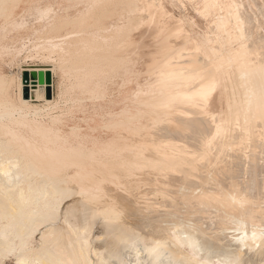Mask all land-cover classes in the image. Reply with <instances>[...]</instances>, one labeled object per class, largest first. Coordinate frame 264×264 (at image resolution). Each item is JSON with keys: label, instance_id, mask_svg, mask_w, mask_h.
Wrapping results in <instances>:
<instances>
[{"label": "bare ground", "instance_id": "bare-ground-1", "mask_svg": "<svg viewBox=\"0 0 264 264\" xmlns=\"http://www.w3.org/2000/svg\"><path fill=\"white\" fill-rule=\"evenodd\" d=\"M183 1H184L182 7L183 13L181 15H177L175 13V9L178 6L176 7L175 0H88L86 4V8L82 10V13L85 15V17L91 11L92 12H94L93 10L97 11V9L99 10L100 7L104 9L106 7L105 6L103 8L105 4L110 5L111 3L114 2H118L121 5L126 4L129 7V10L128 13L126 12L127 16L124 18L125 21H119L116 23L109 24L110 26L109 25L103 26L100 30L98 29V31H95L94 32L95 34L91 33L92 35L87 32L81 34L80 36L84 37L80 40V42L81 41L83 42L81 46H84V44L88 42L86 41L88 36L96 37L97 38L96 41L98 42L93 41V43H86L87 46L88 44H93V46L90 47H94V48L90 49V47L88 46L85 47L86 49H84L82 47L81 51L84 49L86 50L84 51L85 53L80 51L79 53H77L78 55L75 54L77 56L74 55L75 56L74 59L78 61V63L79 61L85 58L88 59L93 55L92 49H100L99 47H101L102 50L101 52H103V55H106L105 57H109L110 56L109 54L108 55L104 54V49L107 50L108 48L109 50V47L111 46L109 41L110 42L113 41V43L115 44L114 40L116 39L112 41L111 40L108 41L107 34L114 33L115 34L114 36L116 37V35L118 36L120 33L124 34V31H127L126 34L129 35L130 33L128 31H130L131 28H129L128 30V26H131L130 25L131 23H135L138 21V24L140 22L139 26L137 25L138 26L137 28L135 25H134L135 27L133 26L136 29L134 28L131 29L133 30V33L130 34L129 36L132 37L129 38L130 39L129 41L127 40L128 43L125 42L127 43V45L121 47L120 44H117L118 41H116L117 44L115 45L116 48H114V44H113V47L111 49L113 48L114 50L118 49V51L119 52L121 51L122 54L124 52L125 57L127 58L138 54L139 56L144 57L142 62L144 61L145 57L151 56L152 60L151 59L150 60L153 61L154 71L152 74H150V76L151 75L153 76L150 79L153 78V80H149V79L147 80H149V82L152 81L153 84L156 86V88H154L151 85L152 82H150V85L154 89L150 87V85H148L149 82H145L143 85H148L151 90L153 89L157 91V93L153 94V96H157L158 94L162 96L166 101L162 102L163 101L162 98L161 99L162 101H160L162 102L161 104L156 102L159 105L153 103L148 104V102L145 99L148 95L144 97L146 93L139 90L141 94L139 93L137 95L138 98L136 97L137 99L135 104L137 105L136 106L137 109L141 113H143L140 114L143 115V121L137 123L132 118L131 119L128 118L129 124L125 125L122 123H118L115 129L116 136L113 137V139L106 145V147L103 148L98 147L100 148V149L97 148L98 151L92 149L91 150L92 153H90V151L86 152L81 149L79 150L77 149L78 151H80V153L77 151H74L73 153L72 151L73 148L70 151H72L71 153L73 154H75V152L79 154L82 153L81 156H84L83 152H86L84 154L90 153L91 154V155L89 154L90 157L92 156V154H94V152H96V154L97 152H99L97 155H95L98 161L100 160L101 162H103L100 159V155H102L101 158L105 157L104 161H106V158L110 159V161H106L107 163L111 162V163L120 164V162H122L124 165L126 164L129 165L132 164V166L138 165L140 166L141 170H144L145 168V171L148 170L146 171L147 173L149 171H151V173L153 172L152 174L151 173L148 174H150L151 177L154 178L152 182H155V183H151V180H149V183H147L148 187L154 184L155 188H153L152 186L150 187H152L157 192L158 191L161 192L167 198L173 197L172 193L171 195L169 194V192H171L169 190L170 188L174 190L177 187V190L180 191V189H178L179 188L178 185L181 184L184 185L181 182L185 181V179L189 177L186 175L187 174L186 171L195 170V173H197L196 175L194 173H191L190 175V176L194 175L195 176V177L193 176L194 178H196L197 176V178L199 179L198 181H196L197 184L196 182L193 183L191 182L192 177L189 178L190 179L189 182H191L192 184L187 183V185L189 186H187V188H185L186 186L184 187L185 190L187 189L186 192L184 193H187L185 196L187 197L188 203L190 204L194 203L196 200H199V202L197 203H199L200 208L203 211L202 217L197 214L199 217H201L200 219H202V224H200L201 228L196 226L194 227L195 224H191V223L190 225H187L189 224L188 222L186 224L188 227L185 228L182 227L183 223L178 224L181 221H179L178 223L177 221H175L173 223L170 222L171 224L169 223V228L167 227L164 228L165 230L164 229L163 230L164 232L165 231L166 232L161 235L159 232H157L159 233L157 234L158 236L148 234V238H146V241L142 233L139 234L138 236L136 235V237L133 238L130 235L129 236L131 238L124 237L123 235L122 238L123 237L124 238L120 239L122 241L121 242L120 240L117 241L121 243L120 246H122L123 243L124 245L123 247L124 248L127 247V249L125 250V254L123 253V258L125 261L122 262L121 260H118L119 258H117L114 259L116 260L115 264H167L164 262V257H162L163 254L166 253V250H169L170 253H172V255H174L175 257L177 251H180V253L181 252L184 253V258L182 257V259L186 261L185 264H264V0H183ZM187 4H189L191 10L187 6ZM50 9H48L47 11L48 13L50 12ZM82 13L79 12L80 15H82ZM81 19H83V17L79 18V20ZM83 20L85 21L86 19ZM99 32L102 33L99 34ZM70 34H68V36L64 35L63 37H61L62 39L60 40H53V39H57V37L49 38L51 39L50 43H53V44L49 43V47L53 46L54 49H58V50L64 49L65 48L64 44L65 43L68 44L69 42L63 43L62 40H64L63 38L67 39L68 37H70L69 36ZM73 34H80V33L77 32L71 34L72 36H77ZM120 36L118 38H120V43H121L125 40H123ZM125 36L127 37V35ZM96 43L100 44V46H97L98 48H96ZM107 44H110V46L108 47ZM87 48H89V51L91 50L92 53L87 51ZM106 50L105 52H108V50L107 51ZM114 50L110 52L111 55L114 53L115 55L118 54L117 51L113 53ZM66 51L69 52L70 50L68 51L65 49L64 54L67 53ZM96 51L97 53L100 52V50L99 51L96 50ZM86 52H89L91 56L87 57L88 53ZM94 53L96 54V52ZM126 53L130 55L127 56ZM82 54L83 55L87 54V56L84 55V58H82L83 56L80 57ZM65 56H67V54ZM116 56H114L115 58L113 57V59L111 58L112 57L111 56L109 59V60L111 59L114 60V63L113 62L111 63L113 64L112 65L113 67L114 64L116 65L122 59L121 57V59L117 61V63H115V60H117ZM69 57L71 56L69 55ZM88 60L87 62H89ZM137 61L140 62V60ZM63 62L65 61L63 60ZM122 62H124L123 59ZM133 62L135 66V61ZM139 62H137L138 64H136L135 67L139 65ZM147 62L148 63L145 62V65L150 63V61H148V58H147ZM90 63H92V61H90ZM102 63L104 62L102 61ZM105 63H107V61ZM109 64L110 61L108 63V66H110ZM123 65L124 68L127 69L128 66H126L125 64ZM97 66H99V64ZM141 66L144 65L141 64ZM103 67L101 70H106L108 68L106 66L107 68L103 69ZM116 67H119V65L115 66V68ZM86 68H84V70ZM112 68L110 69L108 68V70L111 71ZM121 68L122 65L121 67H119L120 72L122 71ZM66 69L69 70L68 68ZM73 70L75 72L79 71L78 69L77 70L73 69ZM94 70H96V68ZM113 70L115 69L113 68ZM119 70L116 69L115 71H119ZM132 70L133 68L131 69V71ZM98 73H100V71ZM98 73H93V74H98ZM85 74H87V72ZM105 74L108 75L111 73H105ZM100 78L103 77L100 76ZM147 80L145 79L144 81ZM78 81L80 80L78 79ZM33 82L35 83V81ZM93 82H94V78H93ZM41 84H39L38 88L40 89V92L43 93L45 99L46 85L45 84L41 85ZM78 85L79 84H77V86ZM24 88L25 87L22 86L23 98L21 99L24 103H26L29 97L27 95V91H25ZM146 88L147 87H145V89ZM145 89L144 91H147V89L146 90ZM33 92L37 93L38 90H33ZM148 92L150 91L148 90ZM127 95L126 97H128ZM142 95H144L143 96L144 98L142 97ZM150 96L152 95H149L147 99L150 98L153 100V98H155V97L151 98ZM145 101L147 103H145ZM156 101H159V98ZM3 110H5V108ZM124 116L126 117V115ZM25 118L27 117H24V119ZM7 119H9L11 122H14L16 124L19 123L21 126H23L24 129L30 132L32 138H34V141L37 138L39 142L37 143L36 141L37 144L33 143L34 141H30L28 138H24L23 136L18 134L19 128L15 130L9 128L8 125H3L4 124L3 121L6 119H3L0 116V122L3 123L2 124L3 127L6 126V128L4 127L3 129L6 131L7 134L11 135L15 140V142H11L9 140L0 139V195H3L5 197H10L11 198L10 201H7V199L5 200L8 203L12 201L13 203L11 204L14 205L13 207L8 206V203L1 202L0 200L1 203L0 206H2L0 207L1 208L0 219L1 218L6 219V221L5 220L3 221L4 223L3 225L0 224V253L5 252L6 250H11L12 242H10L11 240L10 237L19 236L21 231L27 227L28 232L26 234L19 236V240L21 243L20 245L21 252L16 256V264H47L48 261L50 262L49 264H51L52 261H54L55 264H58L57 261L61 260V258L59 256L58 257L56 256L62 255V252L60 254L59 252H56L58 254L55 256V259H57L55 260L54 257H52L49 254V250L52 249V246L50 245L51 243L54 242L52 236L54 237V234H56V230L54 232V229H52L54 227L53 218L54 216H56V214L58 215L62 214L61 210L64 203L70 199L67 197H69L70 195L69 190L71 189L66 188L65 184L69 182L72 183L78 177L81 178L83 177L84 179H86L87 183H91L90 184L91 187L93 183L92 182L93 179L96 178L98 179L104 174L105 176H103V178H106V176L108 177V175L111 174L108 173V175H106V173L109 171L106 168H108L109 166L105 167L103 165L106 170H104L103 166L99 168L96 165H100L101 163L100 164L97 163L98 161H96L97 160L96 159L95 161L97 164L93 166L98 167L99 168L98 171H100L101 173L102 170L107 172L105 173L103 172L101 176L99 175L101 173L98 174L99 176L94 175L95 177L98 176L96 178L92 177V175L84 176L83 174L84 173L88 174L87 172L95 174L97 173L96 171L98 169L96 168V171L94 170L95 172H91V169L94 168L89 169V167H93V166L90 165L89 167H86L88 164L85 163L84 165L86 166L82 165L84 162L83 160L84 159L86 160L89 157V155H87L88 157L84 156L83 158H78V159L74 158L72 162H70L71 160L70 158H69L70 160L66 158L64 162L72 163V164L68 163V165L72 166L71 168L76 169V167L73 166H77V167L84 166L85 168H82L83 171L80 170L83 172L82 175H81L82 172L78 173L79 170H76L77 172L76 174L81 175V176L78 175V177L72 174L75 170L74 169L72 170L70 168L73 171L71 173L72 176L68 180H66V178L63 179L61 176H57L56 173L52 172L53 170H58L63 167L66 168L65 164H63L64 166H60V168H58V165L56 163L58 161L61 162V160L60 159L55 160L56 158L53 157L54 154L56 153L60 155V152L50 153L53 151H48L49 148L48 147L47 149H45L49 153L47 154L45 150L43 151L41 148H39L42 147L39 145L48 144L52 146V144L55 142L58 145H63V143L60 142L59 140L60 136L58 134L59 132L58 126L57 127H54V125L45 126L42 123L39 122L37 123L36 121L35 122L33 121L31 123L25 122L23 120V117L14 118L13 115L10 118L8 117ZM11 122L9 123L6 122L5 124H10ZM46 142H51V144ZM127 156L130 157L131 159H126ZM62 157L65 158V156ZM70 157L72 158V156ZM139 163L141 164L143 163L142 166ZM89 164H94V163L89 162ZM116 165H111L113 168L110 166V168L116 169V170H112L115 173L120 167L119 165V167L116 168ZM86 169H88L89 171L88 170L86 171ZM123 170L124 169H122V171L120 172H122L123 177H126L124 176L125 173H123ZM127 171L128 169H125L126 173ZM133 172L135 175L136 174L135 169ZM188 174H190V171L188 172ZM127 175L128 177L131 176V174L128 173ZM142 175L140 174L138 176L141 177ZM81 178H79L80 181ZM103 178H101V181L104 182L105 179L102 180ZM149 178H145L146 181H148L147 179ZM34 179L35 181H33ZM90 179H92V181ZM97 179L96 181L98 182ZM141 179L140 178L138 179L137 177L136 180L140 181ZM145 179H143V182ZM113 180L117 182L118 178L117 180H115V178H111L109 179V181L106 180V182L109 183L112 182L111 185L112 187H114L113 184L116 183H114ZM96 181H94L93 184H95ZM100 182H98L99 186H101L100 184H103L102 182L101 183ZM118 182L119 183L122 182L121 178L120 181L118 180ZM63 183H65L64 186L62 185ZM130 183L132 182L130 181ZM184 183L186 184V182ZM98 184L96 185L97 187L93 185L94 190L98 188ZM136 184L134 185L136 186ZM131 185L132 184H130V186ZM23 186L26 188H23ZM61 186L65 188H62ZM104 186L105 185L103 184V187ZM107 186L108 184L105 187ZM103 187L102 188L99 187V188H101L102 190ZM124 187H125V183H124ZM78 188L80 187L78 186ZM84 188H80L78 190L80 195L82 194L84 195L85 193L88 194L90 192L91 188L89 190H86L87 188L85 189ZM125 188L124 190H126ZM117 189L119 191V188ZM97 190L98 189H96V191ZM161 193L160 194L157 193V194L160 195L161 197L162 195ZM92 195L91 196L87 195V196L93 198L94 196ZM129 195L131 196L132 194ZM87 196L86 199L88 198ZM130 196L128 197L130 198ZM186 197H184V202ZM109 198L110 196L107 197L108 200H106L108 201V203L109 200H111V198L113 197H111L110 199ZM113 199H117V198H113ZM143 199L141 198L140 201L141 202L146 201ZM172 199H170L171 202L173 203L177 202L176 199L175 201L174 198ZM88 200L90 199L88 198ZM93 201H99V199H95ZM151 201L153 202V200ZM155 201L157 202V200ZM169 201L168 203H170ZM119 202H121L120 205H122L123 201H119ZM119 202H117L116 204L119 205L118 204ZM143 202L142 204H144ZM159 202L161 201L159 200ZM165 202L166 200L163 202L164 205H172V203L168 204ZM184 202L183 205L186 204V206H189V204L188 205L187 203L184 204ZM2 203L3 205L4 204L6 205L3 206ZM179 203H175V204L180 205ZM94 204H96V202H94ZM105 204L107 205V203ZM116 204L114 203V206ZM136 204L137 203H134V205ZM99 205L100 207L102 206L101 202ZM126 205H128V203ZM156 205H158L159 208L166 207L162 205L160 207L158 202ZM183 205H181V207H184ZM192 205L193 207H195L197 204L195 206L194 204ZM192 205L190 208H192ZM7 206L8 208L6 209L5 207ZM103 206L106 207L105 205ZM108 206L110 207L111 205H107L106 209L103 208L104 210H102L101 214L99 215V216L104 215L105 219L104 217L102 218L104 220H106L107 216L109 215H111V217L113 218L115 214V211H113L111 207L109 208ZM138 206H142V205H138ZM158 207L156 208L154 207L151 209H153L154 211V209L155 210L159 209ZM179 207L177 208L181 209ZM186 208L190 210L189 207H185L181 211L188 214L190 211L188 210L189 212H186L187 211ZM100 209L101 208L98 207V210ZM115 209H117V207ZM124 209L126 210L125 207ZM163 209L164 211H166V213L168 212L167 210H165V208ZM163 209L161 210L159 209L160 211L159 210L158 211L161 212ZM171 209H173V207H171ZM171 209L169 211H171ZM174 209L173 211H175ZM184 209H186V211H183ZM193 209H191V211ZM195 209H197V207ZM6 210L9 211L6 212ZM128 210L129 213L137 212L136 214L138 215V210L134 211V210H130V208ZM199 210L200 209L198 206V211ZM1 211H4L5 213ZM194 211L192 212L193 214L195 213ZM120 212H122V210ZM177 212L178 211H175L172 214H175ZM190 213L189 215H191ZM169 214L170 213H168V215ZM182 214L185 215L184 213ZM120 215L118 214L119 217L117 216L119 220L121 218L122 219L124 218V217H120ZM143 216L145 215H142L141 217ZM179 216L182 215L180 214ZM117 217H115L114 219L118 221ZM158 217H160V215ZM173 217L175 216L173 215ZM36 219L37 220L39 219L40 221L35 222ZM139 219L141 218L139 217ZM182 219H186V218H182ZM109 220L110 219H107V222ZM111 220L112 222H114L113 219ZM171 220L174 221L173 219L170 218V221ZM118 222L120 223V221ZM37 225H40L41 228L42 227L47 228L48 231L44 232L46 230L45 229L44 231L41 232L40 238L38 240L39 245L34 250V248L32 249L26 246H28L29 243L28 239L32 237V233L29 232L33 230V226H37ZM158 226L160 225L158 224ZM83 228L84 227H81L79 234L76 235V246L74 245L75 246L74 247L72 245L74 248L77 249L75 250L77 251V254L74 255L73 259H70L72 258L70 256L72 255L71 254L72 251H70L69 248L70 255L67 254L69 255L68 256L69 258H66L67 262L66 263L62 262L65 261V259H63L59 263L95 264L94 256L95 258L96 257L99 258L98 256H100V258L102 257L101 255H99L100 253L97 254L96 251H98V249L96 250L95 248H92L93 246L92 247L90 246L91 239L89 240L90 238L89 235L86 236L84 234L86 228L85 229ZM52 231L54 232V234ZM136 232L139 233L138 231ZM61 233L63 234V232ZM119 233L121 232L119 231ZM124 233L125 232L123 231L122 234ZM145 233L147 234V231ZM55 237L57 236L55 235ZM49 238L50 241H52L50 244L48 240ZM58 238L60 237L58 236L57 239ZM116 238L119 239L118 237ZM57 239L55 240L57 241ZM147 239H149V242H147L148 241ZM70 240L72 241V239ZM103 242L105 243L106 241ZM70 243L74 244L75 242L74 243L70 242ZM54 244L56 243L54 242ZM68 244L69 242H67V246ZM59 245L60 242L58 245H55L53 249L54 248L55 250L58 249V247L56 246ZM109 245L110 244H108L107 246ZM72 246L70 247L74 251V248ZM63 247L65 248L64 244ZM164 249L166 250L163 253ZM65 251L66 250H64V252ZM52 253L54 254V251ZM66 253L67 252L63 254ZM143 253L146 255H144ZM165 255L167 256V254ZM50 256L52 259L50 258ZM46 260L47 262H43ZM166 260H169V258ZM96 261H99L98 264H104L102 262V259H98ZM180 262H184V261H180Z\"/></svg>", "mask_w": 264, "mask_h": 264}, {"label": "rangeland", "instance_id": "rangeland-1", "mask_svg": "<svg viewBox=\"0 0 264 264\" xmlns=\"http://www.w3.org/2000/svg\"><path fill=\"white\" fill-rule=\"evenodd\" d=\"M87 2H88V0H0V107H1L0 108V114H2L0 116L3 119L7 120V121L6 120L3 121L4 124L1 122H0V124L1 125L2 124L8 125L9 128L15 129V130H17L19 128L18 134H20L24 138H28L30 141H34V138H32V135L30 134V132L27 131L26 129H24L23 126H21L19 123L16 124L14 122H11L9 119H7L8 117L10 118L13 115L14 118H16V117L22 118L23 117V120L25 122L31 123L33 121L34 122L36 121L37 123L38 122L42 123L45 126H50V125L51 126L54 125V127L58 126L59 130L58 129L57 130L59 131L58 132V134L60 136L59 140H60V142L63 143V145H58L56 142L53 143L52 146L48 145V144H42L41 143L42 145H39V146H42V147H39V148H41L44 151L45 149H47L49 147L48 151H53L50 153L60 152V155L58 153H56V154H54L53 157L56 158L55 160H59V159L61 160V162L58 161L59 163L58 162L56 163L58 165V168H60V166H64L63 164L66 165V168L63 167V168H60L58 170H53L52 172L56 173L57 176H61L63 179H65V178H66V180L70 179L72 174H74L76 177H78V175L81 176L83 174L82 168H85L84 166H86V165H84V163L88 164L86 167H89L90 165L91 166L96 165L97 163H99V164L101 163L100 165H96L99 168L102 167L103 165L105 167L109 166L108 168H106L109 170L108 172L102 170V173H101L100 171H98L99 170L98 167L93 166V167H89V169L94 168V169H91V172H95L96 168H98L96 171L97 173L93 174V173L87 172L88 174H86V173L83 174L84 176H86V175L91 176L92 175V177H95L94 175H98L99 173H101V174H99L100 176L103 174V172L104 173L107 172L106 175H108V173H111L110 175H108V177L111 175H114V176H111L109 178L106 176V178H108V179L103 178V176H105V174L102 175L101 177H99L98 179L96 177H98L99 175L95 177L98 180V182L101 181V178H103L102 180L105 179L104 182L103 181H101V182L105 186L108 184L107 187H105V186L103 187V184H100L101 186H99L96 179H93V181H92V179H90L93 183H94V181H96V183L95 184L92 183V185L90 187L91 183H87L86 179H84L83 177L82 178L81 177L76 178L74 180L75 182L73 181L72 183L69 182L66 184L65 183L62 184L63 186L65 184L66 188L71 189V190H69L70 195H69V197H67V198H70L71 200L69 199L67 202L64 203L62 210H61L62 214L61 213H60L61 215L56 214V216H54V218H53L54 219V227L52 229H54V232L56 230V234H54V232L52 231L54 234V237L52 236V239L56 244H54V242L51 243L52 241H50V238L48 240H49V244L51 243L50 246H52V249L55 245H58L60 242L59 246L62 245L61 246L62 248L59 246H56V247H58V249L55 250V248H54L53 250L52 249L49 250V254L52 257H54V259H55V256L58 254L56 252H59V254L62 252V255H57L56 257L59 256L61 258V260L65 259V261H62V262L66 263L67 262L66 258H69L68 256L70 255L69 248H70V251H72V253H71L72 255H70L72 258H70V259H73L74 255L77 254V251H75L77 249L74 248L76 246V235L79 234L81 227H84L83 229L86 228L85 229L86 231L84 232V234L86 236L89 235L90 238L89 237L88 238H89V240L91 239L90 242L92 245L90 244V246L91 247L93 246L92 248H95L96 250L98 249V251H96V250L95 251L97 252V254L100 253L99 255L102 256L101 258H100V256H98L99 258H97V257L95 258V256H94L95 264H96V262L98 264L99 261H96L98 259H102V262L104 264H105V262H106V264H113V263L115 264L116 260H114V259H117V258H119L118 260H121L122 262L125 261L123 258V253L125 254V250L127 249V247L124 248L123 243H122V246H120L121 245L120 242L122 241L120 239H123L124 237H130V236H132V238H133V237H136V235L138 236L139 234L142 233V235H144L143 237L145 238V241H146V238H148V234L156 236L157 234L160 233V235H161V234L166 232V231L164 232V230H165L164 228H166V227L169 228V223L170 222L173 223L175 221H177V223L179 221H181L178 224L183 223L182 227H185V228L188 227L187 225H190V223L195 224L194 227L196 226V227L201 228L200 224H202V219H200V218L203 216V211L200 208L199 203H197V202H199V200L195 201L197 205L195 204V202L192 203V204H194V206L196 205L195 207H193L192 204L188 203L187 197L185 196L187 193H184L187 190V189L185 190L184 187L186 186L185 188H187V186H189V185H187V183H191V182L193 183V182H196L199 180L197 178V176H196V178H194L195 176L193 174L192 175L194 177L190 176L191 173H194L195 175L197 174V173H195V170H189L190 174H188L189 171H186L187 174L186 173L185 174L189 177L187 179H185V181L181 182L184 185H182L180 183L182 185V187H181V185H178L179 186L178 189H180V191L177 190V187L174 190L172 188L169 189L171 191V192H169V194L171 195V193H172V196H173L172 198H174V201H175V199L177 201L175 203L180 202L179 203L180 205H178V204L171 202L170 199H172V198H167L161 192L155 191L153 189V188H155L154 184L150 185L153 188L150 186L148 187L147 183H149V180H151V183H155V182H152V180H154V178H152L151 175L148 174V173H151V171H149L147 173L146 171H148V170L145 171V168H144V170H141L140 166H138V165H134V166H136V167H134V166H132V164L131 165L126 164L127 165L126 166L122 162H120V164L111 163V162L107 163L106 161H110V159L106 158V161H104L105 157L101 158L102 155H100V159L104 162L103 163L100 160L98 161L97 157L95 156L99 152H97V154H96V152L93 151L94 154H92V156L90 157V155H91L90 153H92L91 152L92 149L95 151H98V149L106 147V145L113 139V137L116 136V130L115 129H116V125L118 123H122V124L127 125V124H129L128 118H130V119L132 118L137 123H140L141 121H143V115H140L143 113H141L137 109V107H136L137 105L135 104L136 99L138 98L137 95L140 93V91L146 93L145 96L142 95V97L143 96L146 97V95H148L147 97H149V95H152V96H150L151 98H153V97L156 98L159 96L158 97L159 101H156V100H158V98H156V99L153 98V100L148 98L152 102H150L146 97L145 99L148 102V104L153 103V104L157 105L158 103L161 104L162 102H165L166 100L158 94H157V96H153V94H156L157 91L153 90L154 88H156V86L153 84V82L150 81V82H152L151 85L154 88L150 85V82H149V80H153V78L150 79L151 77H153L152 75L150 76V74H152L154 71V66H153V61H151L152 60L151 56L145 57L144 61L146 63H148L147 58H148V61H150L149 64L145 65V62L144 61L142 62L144 57H141L138 54L127 58V57H125L124 52L122 54L121 51L120 52L118 51V49L114 50V48H116L115 45H117V44H120L121 47H124L125 45H127L128 41L130 40L129 38L132 37V36H129L130 34L133 33V30H131V29H133L135 26L137 28L140 24V22L138 24V21L135 23H131L130 25L132 27L128 26V30H129V28H131L130 31H128L130 33L129 35L126 34L127 31H124V34L120 33L118 36L116 35V37L114 36L115 35L114 33H108L110 36L107 34L108 41L109 40L112 41V40L116 39V40H114L115 44L113 43V41L112 42L109 41L111 46H110V44H107L108 47L110 46L109 50L107 48L109 53L105 52L106 49H104V54H107V55L109 54L110 55L109 57H105L106 55H103V52H101L102 51L101 47H99L100 49H92L93 53L91 50L89 51V48H87V51H89L93 55H95V56H93V55L91 56L89 52H86V53H88V56H87V54H84V55H86L87 57L91 56L88 58V59L91 58L90 60L85 58V59L79 61V63H78V61H76L74 59V57L78 55L77 53H79L81 51L82 47L84 49H86L85 47L93 46V44H88V46H87L86 43H93V41L98 42V41H96L97 40L96 37L88 36V38L86 40L88 42H86V43L84 42L86 44V46H85V44H84V46H81V44H83V42L81 41L82 42L81 43L80 40L82 38H84V37L80 36L81 34H83L85 32H87L89 34H91V33L95 34L94 32L98 31V29L100 30L103 26H108L109 24L116 23L119 21H125L124 18L127 16V13L129 10V7L126 4L121 5L118 2H114V3H111L112 5L111 4L110 5L105 4L103 6V8L106 6L104 8L105 11H104V9H102V7H100L99 10L97 9V11L96 10H93L94 12L91 11L88 14L89 16L87 15L86 16L87 18H86L85 15L82 13V10H84L86 8ZM183 2H184L183 0H179V1L175 0L176 7L178 6L175 9V13L177 15H181L183 13V8H182ZM187 6L191 10V7L189 6V4H187ZM45 9H46V11H45ZM48 9H50L49 13L47 12ZM122 9H123V11H122ZM56 12H57V14H56ZM79 12L82 13V15H80ZM82 17H83V19H86V20L85 21L83 19L79 20V18H82ZM122 17H123V19H122ZM96 18H98V19H96ZM136 28H134V29H136ZM77 32H79L80 34H73V35H77V36L71 35L72 33H77ZM101 33L102 32H99V34H101ZM68 34H70L69 36L71 38L70 37H68L67 39L63 38L64 40H62L63 43L69 42L68 44L67 43L64 44L65 45L64 49L58 50V49H54L53 46L49 47V43L51 42V39H49V38H51V37L56 38L57 37V39H53V38L52 39L53 40H60V39H62L61 37H63L64 35L68 36ZM125 35H127V37ZM119 36L125 41L120 43V38H118ZM116 41H118L117 44H116ZM125 42H127V43H125ZM50 44H53V43H50ZM113 44H114V48L111 49L113 47ZM97 46H100V44L96 43V48H98ZM91 48H94V47H90V49ZM65 49L68 51L70 50L69 51L70 53L66 51L67 56H65L66 54H64ZM84 49L81 52L86 51ZM63 50H64V52H63ZM96 50H98V51L100 50V52L97 53ZM112 50H114L113 53L115 51H117L119 55L121 54L123 56H121V55L119 56L118 54H116L117 55L116 56L115 53L111 55L110 52H112ZM123 51H125V50H123ZM94 52H96V54ZM101 53H102V55H101ZM61 54H64V55H61ZM75 54H77V55H75ZM69 55L72 58L69 57ZM84 55L82 54L80 57L83 56L82 58H84ZM113 55L117 57L116 58L117 60H115V63H117V61H119L121 59V57H122L124 62H122V59H121L120 60L121 62L119 61V63H117L116 65L114 64V67H113L112 66L113 64H111L112 62L114 63V60H112L114 57ZM126 55L128 56L130 54L126 53ZM110 57L112 58L111 60H109ZM137 57H140L141 59L137 58ZM129 59L132 62H130ZM63 60L65 62H63ZM87 60L89 62H87ZM108 60L110 61V64H109L110 66H108V63H109ZM125 60H127V61H125ZM137 60H140L141 63ZM72 61H75V62H72ZM90 61H92V63H90ZM102 61L104 63H102ZM106 61H107V63H105ZM133 61H135V66H136V64H138L137 62H139V65L137 67H135ZM70 62H71V64H70ZM72 64H74V65H72ZM98 64H99V66H97ZM123 64H125L129 68L127 67V69H125ZM141 64L144 66H141ZM88 65H89V67H88ZM105 65L109 69L113 67L115 70L116 69L119 70V67H121V65H122V68H121L122 71L121 72H123V73H121L120 70L115 71V70H113V68L111 69V71H112L111 72L110 70H108V68ZM118 65H119V67L115 68V66H118ZM147 65H149V66H147ZM72 66H74V67H72ZM86 66L88 69L86 68ZM59 67L60 68L62 67V68L60 69ZM102 67H103V69L104 68H107V69L101 70ZM66 68H68L70 71L67 70ZM84 68H86V69L84 70ZM95 68H96V70H94ZM132 68H133V70L131 71ZM73 69H76V70L78 69L79 71L75 72ZM81 69L84 71H82ZM98 70L100 71V73H98L99 72ZM93 71H96V72H93ZM83 72H85V73L87 72V74H85ZM92 72L98 73V74H93ZM89 73L91 76L89 75ZM105 73H111V74L107 75ZM113 74H115V75H113ZM104 75H106V76H104ZM88 76H90V77H88ZM100 76L103 78H100ZM112 76H114V77H112ZM97 77H99L100 79ZM147 77H149V78H147ZM81 78L84 80H82ZM93 78H94V82H93ZM78 79L80 81H78ZM145 79L146 80L149 79V80L144 81ZM90 80H92V81H90ZM33 81H35V83ZM76 82H78V83H76ZM87 82H89V83H87ZM145 82H149V84L148 83H146V84L150 85V87H152L153 89L151 90L148 85H143ZM116 83H117V85H116ZM39 84H41V85L45 84L46 85V87H45L46 98L45 99H44L43 93L40 92V89L38 88ZM77 84H79L81 86H79V85L77 86ZM22 86L25 87L24 89H25V91H27V95L29 97L26 103H24L21 99V98H23ZM49 86H51V87H49ZM144 86L147 87L146 88L147 91H144V89H145ZM81 88H84V89H81ZM141 89H143V90H141ZM33 90H38V92L34 93ZM148 90L150 92H148ZM126 95L128 97H126ZM162 98H163V101L161 100ZM127 100H128V102H127ZM146 101H145V103H147ZM160 101H162V102H160ZM156 102H158V103H156ZM4 108H5V110H3ZM16 111H18V112H16ZM121 113H122V115H121ZM31 114H32V116H31ZM137 114H139V115H137ZM28 115H30V116H28ZM124 115H126V117ZM24 117H27V118L24 119ZM29 117H31V118H29ZM113 117H114V119H113ZM107 121H108V123H107ZM6 122L7 123L11 122V123L5 124ZM1 125H0V139H2V140L5 139V140H9L11 142H15L14 138L11 135L7 134L6 131L3 129L4 127L6 128V126L3 127V125L2 126ZM63 139L66 140L67 142L64 141ZM36 141H37V143L39 142L38 139L36 138L33 143H36ZM51 142H53V141H51ZM51 142H46V143L51 144ZM61 146H63V147H61ZM98 147H100V148H98ZM53 148H55V149H53ZM72 148H73V150H72ZM74 149H76V150H74ZM77 149L78 150L81 149V150L86 151V152L90 151V153H87V154H84L86 152H83L84 156H87L89 154L90 155H89V157L87 156L88 158L86 160L85 159L83 160L84 162L82 165H84V166H81V167L80 166L79 167L73 166V167H76V169H74V168H71L72 166L68 165V163L72 164L70 162H72V160H74V158L78 159V158L84 157V156H81L82 153L79 154L80 151H78ZM70 150H72L73 153H74V151H77L79 153L75 152V154H73V153H71L72 151H70ZM45 152H47V150H45ZM47 154H49V153L47 152ZM78 155H80L81 157ZM49 156H51V155H49ZM62 156H65V158ZM70 156H72V158ZM58 157H60V158H58ZM66 158L71 159V160L69 159L70 162H66L67 164L64 162ZM126 159H131V158L127 156ZM95 160L98 162L96 163ZM134 161H137V160H134ZM89 162L90 163L93 162L94 164H89ZM130 162H132V161H130ZM109 164H111V165L117 164L116 168L119 167V165H120L119 169L116 172L117 174L114 171H112V170H116V169L115 168L112 169L113 167ZM139 164L142 166L143 163L142 164L139 163ZM104 166H103V168H104V170H106ZM110 166L112 168H110ZM129 166H130V169H129ZM70 168L72 170L74 169L75 173ZM78 168H80V169H78ZM110 169H111V171H110ZM122 169H124L123 173L126 174V175L124 174V176H126V177L122 176V172H120V171H122ZM125 169H128L129 172L127 171V173L131 174V176L128 177L127 173L125 172ZM134 169L136 172V174H135L136 176L134 175V172H133ZM76 170H79L78 173L82 172L81 175L76 174L77 173ZM80 170H82V171H80ZM87 170L88 169H86V171ZM118 171H119V174H118ZM60 173H62V174H60ZM137 173H138V175H140V174L141 175L143 174V175L140 177L137 175ZM147 175H149V176H147ZM133 176H135V177H133ZM144 176H146V177H144ZM116 177L118 178L119 181L121 178V181H122L121 183H123V184L119 183ZM137 177H138V179L139 178L145 179V178H149V177L151 179L150 178L147 179L148 181H146V179H145L143 182V179H141L142 181L141 180L137 181L136 180ZM191 177H192V181L189 182L190 181L189 178H191ZM79 178H81V181L79 180ZM111 178H115V180H117V182H118L117 183L113 180V182L116 183V184H113L114 187H112V185H111L112 182H110V183L106 182V180L109 181V179H111ZM193 178H194V180H193ZM127 180H129V181H127ZM33 181H35V179ZM130 181L132 183H130ZM85 182H86V184H85ZM184 182H186V184ZM105 183H107V184H105ZM124 183H125V187H127V188L124 187ZM87 184H89V185H87ZM97 184H98V188H96V189H98V190L96 191V189L94 190L93 187L94 186L97 187L96 186ZM130 184H132L131 185L132 187L130 186ZM134 184H136V186ZM196 184H197V182H196ZM118 185H119V187H118ZM78 186L80 188L85 187V188H87L86 190H89L91 188L90 192L93 195L90 192L88 194L85 193L84 195L83 194L80 195L78 192V190L80 188H78ZM99 187H101V188L103 187L102 190L104 192ZM140 187L144 188L146 190L141 189ZM23 188H26V187L23 186ZM62 188H65V187H62ZM113 188H115V189H113ZM117 188H119V191H121V192H119ZM124 188L126 190H124ZM181 188H183L184 191ZM136 189H138V190H136ZM92 190H94V191H92ZM147 190H149V191H147ZM146 192H148V193H146ZM156 192L158 194L161 193L162 194L161 197ZM178 192H180V193H178ZM125 193L126 194L128 193L127 194L128 196H130L129 194H132L131 196H133L135 199L130 196V198L132 200L131 201L130 198ZM94 194H96V195H94ZM100 194H103V195H100ZM154 194H157V195H154ZM180 194L181 195L184 194V195L181 196ZM87 195L88 196L92 195V196H94L93 198L99 199V201H93L95 199H93L92 197H88ZM107 195H109L110 198L113 197V198H117L118 200L111 198V200H109V203H108V201H106V200H108L107 197H109V196H107ZM175 195H177V196L179 195L180 197L179 196L177 197ZM86 196L90 200L91 199H93V200L90 201V200H88V198L86 199ZM154 196H157V197H154ZM147 197H150V198H147ZM184 197H186L185 202H184ZM0 198H2L4 200L3 201L2 199H0L1 202H5V203H8L7 201L11 200L10 197H5L3 195H0ZM141 198L142 199L144 198L143 200H146L144 202L142 201L144 204H142V202L140 201ZM5 199H7V201ZM113 200L117 201V202L123 201V203H125V204L122 203V205H120L121 202H119L118 203L120 205L119 206L116 204L117 202H114ZM147 200L150 201L151 203L148 202ZM151 200H153V202ZM155 200H157L160 207H161V205L166 206V207L159 208L158 205H156L157 202ZM159 200L161 202H159ZM165 200H166L165 203H168V201L170 200L169 201L170 203H168V204L172 203V205H164L163 202ZM172 201H173V199H172ZM181 201H182V204H181ZM94 202H96V204H94ZM100 202H101L102 206L105 205L106 207H104V206L100 207V205H99ZM113 202L117 206L116 205L114 206ZM132 202H133V204H132ZM183 202H184V204L185 203H187V205L189 204V206H186V204L183 205ZM11 203H13V202L12 201L9 202L8 206L13 207L14 205H12ZM105 203H107V205H111L110 206L111 209L113 211H115V214H114L115 217H117L118 214L119 215L121 214L122 216L120 215V217H124L123 219L121 218L123 221L121 219L119 220V218H118L119 216H118L117 219H118V221H120V223H119L116 219H114L115 217L113 215H112L113 218L111 217V215H109V216H107V219H110L108 222H110V221L111 222L108 223L107 219L104 220L105 219L104 215L99 216L101 214V211L104 210L103 208H105V209L107 208V205ZM127 203H128V205H126ZM134 203H137V204L134 205ZM145 203H147V204H145ZM93 204L98 206L101 209L98 210V207L94 206ZM112 204H113V206H112ZM2 205H3V203H2ZM4 205H6V204H4ZM123 205H125V206H123ZM129 205H131V206H129ZM138 205H142V206H138ZM181 205H183L184 207H181ZM191 205H192V208H190ZM8 206L5 208L7 209ZM127 206H129V207H127ZM170 206L173 207V209L176 208V209H174L175 211H178L177 213H175L176 215L172 214L175 211H173V209H171ZM198 206L200 209L199 211H198ZM0 207H2V206H0ZM114 207L115 208L117 207V209H115ZM124 207L126 208V210L124 209ZM133 207H136V208H133ZM154 207L155 208L158 207L160 210L165 208V210H167L168 212L166 213V211H164V209L161 212H159L160 211L159 209H156L157 211L154 209V211H153V209H151V208H154ZM168 207H170V208H168ZM177 207H179L181 209H178ZM185 207H189L190 210L186 208L187 211H186V209H184L183 211H186V212L190 211L191 213L190 212L189 213L191 215H189V213L186 214L185 212L181 211ZM196 207H197V209H195ZM129 208H130V210H134V211L138 210V215L136 214L137 212L129 213V210H128ZM193 208L195 209V211ZM170 209H171V211H169ZM191 209H193V210L191 211ZM9 210H6V212H8ZM121 210H122V212H120ZM144 210H146V211H144ZM150 210H152V211H150ZM193 211L195 212L194 214L192 213ZM1 212H4V211H1ZM95 212H96V214H95ZM198 212H200V213H198ZM127 213H129V214H127ZM141 213H142V215H145V216L141 217L142 216ZM159 213H161V214H159ZM168 213H170V214L168 215ZM179 213L182 216H179L180 215ZM182 213H184L187 217L185 215H183ZM6 214H8V213H6ZM197 214L201 217H199ZM159 215H160V217H158ZM173 215L175 217H173ZM127 216H129V217H127ZM154 216H155V218H154ZM165 216H166V218H165ZM192 216H195V217H192ZM103 217H104V219H102ZM139 217L142 220L139 219ZM156 217H158V218H156ZM126 218H129V219H126ZM170 218L173 219L174 221H172V220L170 221ZM179 218H181V219H179ZM182 218H186V219H182ZM41 219H42V217H41ZM111 219H113L114 222H112ZM194 219H196V220H194ZM4 220L6 221V219L1 218L0 224L3 225ZM36 220H35V222L40 221L39 219L37 221ZM184 220H186V221H184ZM182 221H184V222H182ZM192 221H193V223H192ZM187 222L189 224H187ZM126 223H127V225H126ZM142 223H145V224H142ZM31 224H34V223H31ZM158 224L160 226H158ZM163 224H164V226H163ZM165 224H166V226H165ZM105 225H107V226H105ZM108 225L111 227H109ZM153 225L155 226V228ZM115 226H118V227H115ZM59 227H61V228H59ZM63 227L66 228V231H65V228H63ZM105 227H107V228H105ZM133 228H134V230H133ZM152 228H154V229H152ZM156 228H157V230H156ZM33 230H31L29 232V233H32V237H30L28 239L29 243H28V246H26V247L32 248V249L34 248V250H35L39 245L38 240L40 238L41 232L44 230H45L44 232H46V231H48V229L43 228V227L41 228L40 225H37V226H33ZM39 230H40V232H39ZM142 230H144L145 232L147 231V234ZM152 230H154V231H152ZM59 231L63 232L64 235ZM119 231L121 233H119ZM123 231L126 234L125 233L122 234ZM136 231H138L139 233H137ZM27 232H28V230L26 227L24 230L21 231L20 235L26 234ZM57 232H59V233H57ZM157 232H159V233H157ZM117 233H119V234H117ZM127 233H129V234H127ZM55 235L57 237L58 236L60 237V238H58L59 240L57 239V237H55ZM123 235H124V237L122 238ZM19 236H17V237L11 236L10 237V239H11L10 242H12L11 243L12 249L6 250L5 252L0 253V264H16V256L21 252V250H20L21 243L19 240ZM63 236L66 239H68V238L69 239L66 240ZM116 237H118L119 239H117ZM55 239H57L58 242ZM70 239H72V241ZM113 240L114 241L120 240V242L117 241L118 242V244H117V242H114ZM147 240H148L147 242H149V239H147ZM66 241L69 242L68 246H67ZM103 241H106L107 243L106 242L104 243ZM70 242H73V243L75 242V243L72 244ZM52 244H54V245H52ZM63 244H64L65 248L63 247ZM108 244H110V245L107 246ZM72 245L73 246L75 245V246L73 247ZM70 246H72L74 248L75 252L72 250V248ZM57 250H59V251H57ZM64 250H66L65 251V252H67L66 254H63V253H65ZM165 250L166 249L163 250V253L165 252ZM53 251H54V254L52 253ZM167 251H169V250H166L165 254H167L168 257L162 253L163 254L162 257H164L165 263H167V264H169V263L174 264L175 262H176L175 264H185L186 263V261L184 259H182V257L184 258V253L181 252L182 253L181 254L180 251H177L176 257H175L174 255H172V253H170V251L169 252H167ZM177 253H179V254H177ZM67 254H69V255H67ZM144 255H146V254H144ZM51 256H50V258H51ZM60 258H58V259H60ZM168 258H169V260H166ZM174 259L177 261H175ZM55 260H57V259H55ZM61 260L57 261V263L61 264V263H59ZM113 261H115V262H113ZM180 261H184V262H180ZM43 262H47V260L43 261ZM53 262L54 261H52L51 264ZM177 262H180V263H177ZM49 263L50 262L48 261L47 264H49ZM53 264H55V262Z\"/></svg>", "mask_w": 264, "mask_h": 264}]
</instances>
